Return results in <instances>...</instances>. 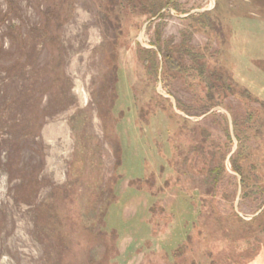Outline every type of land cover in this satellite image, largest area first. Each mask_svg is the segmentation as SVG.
<instances>
[{
    "label": "rangeland",
    "instance_id": "374dc122",
    "mask_svg": "<svg viewBox=\"0 0 264 264\" xmlns=\"http://www.w3.org/2000/svg\"><path fill=\"white\" fill-rule=\"evenodd\" d=\"M121 1L0 0V264H209L206 251L226 254L248 234L231 212L247 222L263 211L254 216L264 201L241 198L230 171L238 144L226 108L240 115L244 101L203 113L205 86L187 58L169 73L163 52L177 60L187 33L233 79L248 76L264 92L251 64L264 54V0H177V11L150 19ZM205 12L213 28L190 19ZM251 139L252 155L264 156V139ZM225 153L228 175L207 196L199 236L173 262L163 251L185 241L183 212L206 197L208 170ZM149 226L166 233L152 238Z\"/></svg>",
    "mask_w": 264,
    "mask_h": 264
},
{
    "label": "trees",
    "instance_id": "16d2710c",
    "mask_svg": "<svg viewBox=\"0 0 264 264\" xmlns=\"http://www.w3.org/2000/svg\"><path fill=\"white\" fill-rule=\"evenodd\" d=\"M120 3V2H119ZM123 4V5H122ZM121 7H127L133 9H140L148 15V19L158 15L163 9L171 8L175 11L178 9L177 0H123L120 3ZM215 9V8H214ZM10 10L13 11V7H10ZM166 15L168 13L166 12ZM208 13H201L196 14L195 17L192 16L190 19L195 21L198 24L200 29H208L210 27L213 28V23L209 22L210 18ZM163 15L160 14L157 19H163ZM204 24V25H203ZM204 27V28H203ZM203 31V30H202ZM160 29L159 27L156 30L155 38L156 42L154 45L159 47L160 42ZM182 41L180 45L176 49V53L178 55L177 60L173 57V54L169 52V49H165L163 52V59H164V66L167 72H183V57H186L188 63V69L195 71L197 77L205 87L204 93V101L201 103V108L203 113L208 112L210 109L215 107H223L224 100L228 97L235 98L239 101H244L241 109L240 115H235V112L226 108L228 113H230L233 129L235 133V138L238 144L236 152L230 157V171L235 173L240 177V186H241V198H248L251 200H259L261 201V205L264 201V156L262 157H255L252 155L251 151L253 150L252 147H248L247 141H252V137H256L259 140L264 139V92L259 90L261 85H257L256 81L248 76L247 77V84H243V82L239 83L235 79H233L227 69L223 68L221 65L217 66L216 59L218 58L217 52H207V51H199L198 49L190 46L188 44L189 40L187 38V33H183ZM168 46V45H167ZM166 47V46H165ZM164 47V48H165ZM262 52L264 51V42L261 45ZM142 52L147 54H152L155 56L154 52L151 50L143 49ZM215 56V60L213 62V58ZM144 63L147 64L145 61ZM209 64V66H208ZM253 67H256L260 70L263 78H264V54L258 55L257 60H254L252 63ZM243 81V79H242ZM261 83V82H260ZM187 113L186 111H184ZM210 116H216V113L213 112ZM225 123L224 131L226 135V139L228 140L229 144L231 145V140L228 132V126L226 123V118L220 116ZM241 130L246 132L245 134L241 135ZM250 138V139H249ZM262 138V139H261ZM261 143V142H260ZM158 149V148H157ZM264 153V152H263ZM224 154L221 162V166L217 165L212 167L208 170V174L206 175L207 181L209 180L211 185V189H208L206 197L201 196L197 203L191 202L190 207L191 210H187L183 212L191 222V231L187 234L185 241L181 242L177 245L176 249L171 252L163 251V253L167 254L170 258H175L177 255H185L183 252L184 248L187 249L189 244L191 243V239L193 235L199 236L201 231L200 229V221L201 218H204L205 212L203 209L206 206L207 196L213 199L215 186L218 182H220L226 173V169L224 166V160L226 157ZM145 179H138L136 181H144ZM135 181V180H133ZM147 181V179L145 180ZM175 185V184H174ZM133 188L132 185H128V188ZM134 190V189H132ZM181 191V190H178ZM191 194L188 197H192L194 191L190 192ZM198 197L199 194L197 193ZM151 196V195H149ZM156 198L155 196H151ZM227 198V196H226ZM224 199V196H223ZM225 200V199H224ZM157 202H155L152 206L149 207L148 212L150 214L151 209L155 206ZM116 204V203H114ZM199 205V208L196 210V217L194 218L195 206ZM113 205V204H112ZM111 206V205H110ZM109 206V207H110ZM107 208V211L109 209ZM204 207V208H203ZM163 209V207H160ZM194 210V211H193ZM191 212V213H189ZM105 212L102 216V222L105 224ZM212 215L216 218V222H220V218L223 219V215L216 214L213 211ZM169 221L167 223L172 222L174 219V214L169 213ZM150 219V218H149ZM195 219V220H194ZM233 222H236L238 225H242L245 228L244 231H248V234L241 237V241L237 240L239 244L230 248L228 250V254L218 253L213 256L212 252L206 251L204 257L200 256L204 261H209V264H264V244L259 242V240L264 238V209L263 211L255 218L250 221L243 222L237 215L231 212V219ZM149 221V220H148ZM146 221V223H148ZM149 225V223H148ZM169 225V224H168ZM167 225V226H168ZM166 226V227H167ZM150 227V226H149ZM166 227L159 232L153 234L150 227V233L152 238L161 235L162 233H166ZM115 230V229H114ZM219 231V230H218ZM250 232H255L254 235L249 234ZM258 231V233H256ZM220 238H224V230L221 229L219 231ZM247 244V245H246ZM191 248V247H190ZM184 253V254H183ZM188 254H192L190 250L187 251ZM218 256V257H217ZM175 262V259L174 261ZM195 262L191 259L189 264H197L192 263Z\"/></svg>",
    "mask_w": 264,
    "mask_h": 264
},
{
    "label": "water",
    "instance_id": "95a60500",
    "mask_svg": "<svg viewBox=\"0 0 264 264\" xmlns=\"http://www.w3.org/2000/svg\"><path fill=\"white\" fill-rule=\"evenodd\" d=\"M149 23V22H148ZM173 107L175 108V106H174V104H173ZM214 111V109H212L209 113H212ZM228 119H229V125H230V129H231V122H230V118H229V116H228ZM232 154V153H231ZM229 157H230V155H229ZM228 157V158H229ZM236 177H237V179H238V182H239V188H240V177L238 176V175H236L235 173H233ZM237 199H238V197L236 198V201H235V203L237 202ZM264 209V205H263V207H262V209L260 210V211H258V213H256L254 216H257L262 210Z\"/></svg>",
    "mask_w": 264,
    "mask_h": 264
}]
</instances>
